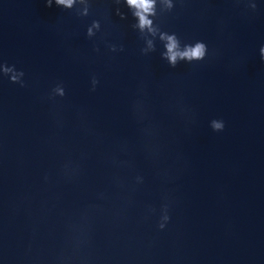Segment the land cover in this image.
<instances>
[{
	"label": "water",
	"instance_id": "obj_1",
	"mask_svg": "<svg viewBox=\"0 0 264 264\" xmlns=\"http://www.w3.org/2000/svg\"><path fill=\"white\" fill-rule=\"evenodd\" d=\"M149 18L0 0V264H264V0Z\"/></svg>",
	"mask_w": 264,
	"mask_h": 264
},
{
	"label": "clouds",
	"instance_id": "obj_2",
	"mask_svg": "<svg viewBox=\"0 0 264 264\" xmlns=\"http://www.w3.org/2000/svg\"><path fill=\"white\" fill-rule=\"evenodd\" d=\"M52 2L53 0H45L47 5H50ZM54 2L69 7L73 3V0H54ZM166 2L170 6V0H166ZM124 3L132 10V15L136 17V27L143 29L151 24L149 17L154 11L155 0H124ZM149 31H151V28H149ZM167 41L165 47L167 49L169 62L174 63L178 57L191 59L200 58L203 55L204 45L200 42H196L192 46H185L183 51H178L176 41L172 35L167 37ZM214 127L219 129L222 125L216 123Z\"/></svg>",
	"mask_w": 264,
	"mask_h": 264
}]
</instances>
